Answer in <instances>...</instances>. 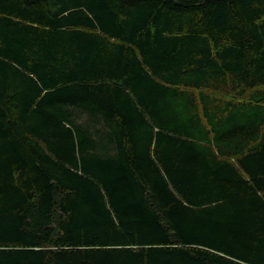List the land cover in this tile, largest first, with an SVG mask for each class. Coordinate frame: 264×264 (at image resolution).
<instances>
[{
	"label": "trees",
	"instance_id": "1",
	"mask_svg": "<svg viewBox=\"0 0 264 264\" xmlns=\"http://www.w3.org/2000/svg\"><path fill=\"white\" fill-rule=\"evenodd\" d=\"M0 264H264V0H0Z\"/></svg>",
	"mask_w": 264,
	"mask_h": 264
}]
</instances>
